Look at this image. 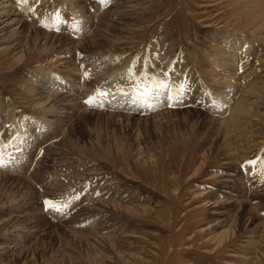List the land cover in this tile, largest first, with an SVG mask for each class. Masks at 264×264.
<instances>
[{"label":"rangeland","instance_id":"rangeland-1","mask_svg":"<svg viewBox=\"0 0 264 264\" xmlns=\"http://www.w3.org/2000/svg\"><path fill=\"white\" fill-rule=\"evenodd\" d=\"M7 9L0 264H264V0Z\"/></svg>","mask_w":264,"mask_h":264},{"label":"bare ground","instance_id":"bare-ground-1","mask_svg":"<svg viewBox=\"0 0 264 264\" xmlns=\"http://www.w3.org/2000/svg\"><path fill=\"white\" fill-rule=\"evenodd\" d=\"M17 10V9H16ZM1 13H2V16H0V18H3V17H5L6 19L4 20V21H6V20H8L9 18H8V16L7 15H5V14H11V15H13L11 12H10V10L9 9H7L5 12H3V10L2 11H0ZM10 17V16H9ZM18 21V20H17ZM14 24H15V22L11 19V21H8V24L6 25L8 28H10L11 26H14ZM15 26H17V24L15 25ZM25 28V27H24ZM2 29L3 28H1V31H2ZM12 31V30H11ZM13 31H14V29H13ZM29 31V30H28ZM41 34V33H40ZM14 35H16V33L14 32ZM41 37H43L44 38V41H45V43H46V37L45 36H41ZM57 37V36H56ZM24 38V37H23ZM29 38V37H28ZM38 38V37H37ZM24 41V40H23ZM27 41V40H26ZM36 42V41H35ZM97 42V41H96ZM45 43L44 44H42V42L39 40V42L37 43V44H39L38 46H40V47H45ZM98 43H99V41H98ZM101 43H102V41H101ZM100 43V44H101ZM106 44V43H105ZM108 44V43H107ZM36 45V44H35ZM17 46V45H16ZM98 46V45H97ZM40 56H42V55H40ZM60 58V57H59ZM45 59V58H44ZM55 59H57V58H55ZM58 61V60H57ZM56 62V61H55ZM48 66V65H47ZM32 91V90H31ZM49 94V93H48ZM51 94V93H50ZM46 95V94H45ZM51 96V95H50ZM60 97H61V95H60ZM50 98V97H49ZM61 99V98H60ZM42 100V99H41ZM62 100V99H61ZM42 103V102H41ZM40 103V104H41ZM39 104V103H38ZM57 112V111H56ZM121 114V113H120ZM59 116V115H58ZM10 185V184H9ZM12 188V187H11ZM12 192V191H11ZM26 202V201H25ZM224 216H226V215H224ZM256 219V218H255ZM40 220V219H39ZM223 220V219H222ZM221 221V220H220ZM233 228V227H232Z\"/></svg>","mask_w":264,"mask_h":264},{"label":"snow or ice","instance_id":"snow-or-ice-1","mask_svg":"<svg viewBox=\"0 0 264 264\" xmlns=\"http://www.w3.org/2000/svg\"><path fill=\"white\" fill-rule=\"evenodd\" d=\"M20 2H24V0H20ZM103 2V0H101ZM155 94V93H153ZM171 99V97H169ZM90 101H85V103H89ZM45 204L48 205L49 208H52L54 211L59 212L61 209L59 208H54L53 205L49 201H45Z\"/></svg>","mask_w":264,"mask_h":264}]
</instances>
